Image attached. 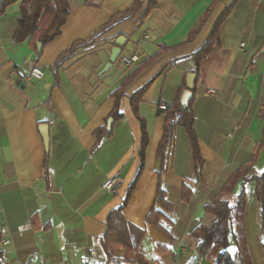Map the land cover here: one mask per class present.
Listing matches in <instances>:
<instances>
[{"label":"crops","instance_id":"1","mask_svg":"<svg viewBox=\"0 0 264 264\" xmlns=\"http://www.w3.org/2000/svg\"><path fill=\"white\" fill-rule=\"evenodd\" d=\"M66 1L62 33L42 45L40 57L27 40L12 43L20 3L0 16V221L11 240L3 264H106L98 239L138 173L141 122L144 165L122 212L144 232L138 253L147 264H213L196 252L199 240L191 232L214 221L203 205L252 159L263 138L264 0H157L142 21L148 0H140L137 13L106 28L133 0ZM229 7L217 46L196 69L191 56ZM119 37L125 42L118 58L101 74ZM73 43L56 68L55 60ZM132 55L137 61L125 67L122 59ZM141 65L116 99L124 78ZM32 69L43 76H30ZM188 73L197 76L191 98L203 160L198 171L180 126L157 154L166 118L157 107L179 104ZM145 86L135 114L130 97ZM115 105L117 120L111 117ZM253 169H264V145ZM113 179V190L106 191ZM158 181L171 207H157L160 229L146 220ZM241 188L246 249L252 264H264L255 182H237L224 199L232 202ZM180 248L184 254L173 260ZM123 255L120 248L116 257Z\"/></svg>","mask_w":264,"mask_h":264},{"label":"trees","instance_id":"2","mask_svg":"<svg viewBox=\"0 0 264 264\" xmlns=\"http://www.w3.org/2000/svg\"><path fill=\"white\" fill-rule=\"evenodd\" d=\"M15 2H19L20 5L17 26L12 37V43H20L27 40L28 45L36 51L37 42L46 45L57 36L61 35L62 26L69 14V5L66 0H2L0 3V16L4 14L5 9L8 6ZM156 4L157 0H148L146 8L140 17V21L147 16ZM140 7L141 1L133 0L125 12L113 16L104 28L116 23L119 19H126L134 15ZM230 11L231 7L222 13L215 23L206 42L199 51L191 56L196 69L200 64V61L207 57L213 47L217 46V31L221 22ZM74 45L75 44L73 43L55 60L54 66L56 68L61 65V62H63L66 56L72 51ZM37 57H40V55ZM143 66L144 65H141L136 71L124 78L121 86L113 94L116 99L122 95L125 85ZM146 88L147 86L143 87L130 97L131 106L135 114L137 113L136 104L146 91ZM182 88H184V82ZM164 115L166 118L163 128V137L159 143L157 154L162 156V152L171 137L173 128L175 126H180L184 129L190 141L193 152L194 169L195 171H198L203 166V160L199 154L197 138L193 128L194 119L192 113V98L189 100L185 108H182L177 101L175 105L166 109ZM260 116L264 118V109L261 111ZM111 117L115 120L119 119L117 117V105H115ZM141 132V142L138 152L140 158L138 173L128 188L120 206L109 212L107 215L105 232L103 236L98 239V243L105 254L106 264H147L145 258L137 251L144 232L128 223L122 215L144 165V151L147 147V136L143 122H141ZM107 135H109V133ZM263 145L264 134L258 147V151L252 159L247 164L239 167L230 176L222 187L220 193L213 200L206 202L203 205V211L206 214L212 215L214 221L207 227L199 226L191 232V234L199 240L198 245L196 246V252L200 256L210 259L213 264H252L246 249L243 226L245 210L244 190L241 188L239 193L234 196L232 202L224 199V196L232 195L233 188L237 182L241 181L242 184H244L249 181H254L255 197L258 204L257 213L264 232V169L261 172H256L253 169V163L256 161L258 153ZM45 167L46 158L44 159L43 170ZM157 207L165 211L171 210L170 205L165 200L164 192L160 188L159 181L157 183L156 199L146 217V220L154 228L160 229L158 221L162 219L163 216ZM231 245L233 246L232 251L230 250ZM120 248L124 249V255L121 258L116 257V253Z\"/></svg>","mask_w":264,"mask_h":264},{"label":"built area","instance_id":"3","mask_svg":"<svg viewBox=\"0 0 264 264\" xmlns=\"http://www.w3.org/2000/svg\"><path fill=\"white\" fill-rule=\"evenodd\" d=\"M137 61V56L136 55H132L130 57H126L122 59V64L125 67L131 66L133 63H135ZM30 76H34L37 78H41L43 76V73L40 70L37 69H32L29 73ZM168 108L167 104H161L157 107V109L159 111H165ZM115 184V180H109L105 186L104 189L106 191H112L113 187ZM1 212V210H0ZM11 240H10V234H9V229L7 227V225L5 224L4 221H0V252H1V256H0V263L3 264L4 263V252H3V248L8 246L10 244ZM93 253H91L92 255ZM184 254V249L180 248L176 254L173 255V260H177V258L181 255ZM202 259L198 260V263H201Z\"/></svg>","mask_w":264,"mask_h":264},{"label":"water","instance_id":"4","mask_svg":"<svg viewBox=\"0 0 264 264\" xmlns=\"http://www.w3.org/2000/svg\"><path fill=\"white\" fill-rule=\"evenodd\" d=\"M125 40L123 37H119L115 42L114 46L111 48L110 55L108 58V63L104 66V68L101 70V74L106 73L112 66V64L116 61L118 58V55L120 53V48L123 46ZM42 44L37 42L36 43V52L39 55L42 51ZM196 74L195 73H188L185 78V88L181 92L179 97V105L182 108H185L189 102V100L192 97V92L195 85L196 80ZM112 120H109L107 123V129H109V125L111 124Z\"/></svg>","mask_w":264,"mask_h":264}]
</instances>
